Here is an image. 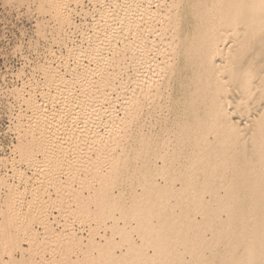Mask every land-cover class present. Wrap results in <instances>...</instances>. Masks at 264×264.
<instances>
[{
    "label": "bare ground",
    "instance_id": "bare-ground-1",
    "mask_svg": "<svg viewBox=\"0 0 264 264\" xmlns=\"http://www.w3.org/2000/svg\"><path fill=\"white\" fill-rule=\"evenodd\" d=\"M54 1L63 3L65 0ZM91 1L96 4L95 6L102 7L97 9V17H94L89 10L82 12L85 15L90 14L95 21H98L97 25L100 24L96 40H99L103 46L95 49L92 48L95 45H89V50H81L80 47H77L76 49L72 48V51L69 47L67 49L70 50V53L63 56L54 54L53 60L55 59L54 62L59 66L52 67L50 63L44 72L45 80H43V84L46 86L51 84L52 88L48 92L43 90L40 93L43 98L48 100L59 97L66 104L65 100L75 93H72L73 90L70 86L75 82H79L80 85V81H82L84 83L81 84L82 86L80 85V91L83 97L87 96L86 100L91 98V91H95V95L98 94L97 100L94 102L89 100L91 104L96 102L98 104V107L95 105L99 111L95 121L97 120L99 124H106L105 127L111 130L106 128L105 131H100V128L97 129L98 126L94 124V129L83 128L81 138L88 139L84 143L85 146L92 144L91 146L96 149V156L87 161L90 162L88 163L90 167H95L94 163L101 165L99 164L101 161L110 163V166L107 171L99 170L101 166H96L98 170L93 173H96L94 176L97 184L94 185L90 182L94 186L88 185L87 177L89 176L79 180L83 184L75 191L72 188L71 192H74V198L68 190L73 199L72 205L77 203L75 209L69 206L71 207L70 211H74L78 215H85V217L88 216L86 221L77 220L79 223L77 225L71 224L73 222L71 220L68 223L69 226H67L68 224L65 226L60 215L52 211L47 214L49 231L56 234L55 231L61 230L62 235L66 234L68 238H63L64 241L61 242L64 248H85L83 258L76 259V263L79 262V264H94L93 260L96 257L93 256V253L95 251L99 256L109 257V253L107 255L106 251L114 248L122 249V241H126L127 251H124L123 254L110 256L111 262L105 264H113V261H115L114 263L121 262L122 257H129L137 251V242L134 238H127V233L118 224V218L99 213L109 198L113 200L117 197L112 194L108 185L109 179L116 173L113 165L114 159L124 152L125 144L130 138L134 140L135 136V139L143 141L149 151V158L146 159V173L143 176L147 184L145 190L150 195L152 193L163 198L181 195V201L184 199L181 204L179 202L167 203L166 206L169 208L181 205L185 207L184 201L191 198L194 203L191 210H182L177 215H181L182 221L196 232L193 242H207L212 243L211 245L217 249L223 248V251L218 250V253H214L213 257L180 258L176 261H164V264H264V0H192L196 30L193 35L184 36L181 50L186 69L182 70L183 65L177 68L180 71V78L183 79L178 82L176 88L167 82L165 95L161 89L164 81L163 74H172L177 66L176 59L181 42L177 20H174V32L166 33V28L168 25L170 26L172 18L176 19V13H179V11H175V1L128 0L126 3L127 0H124L126 5H119L117 0ZM109 5L112 6V9ZM64 7L58 8V11L57 8L55 9L59 16V24L63 23V25L69 18ZM74 12L76 13L75 10ZM110 18L112 20L108 22ZM118 20L123 21L124 29H121L125 31H123L125 35L122 30L123 35L119 32L121 36L119 33L115 35L105 32L104 24H110V22L114 23L117 31V25L119 28L120 24ZM156 21L160 23V26H154ZM71 22H69L70 25H72ZM73 26L75 31H84L82 25L73 24ZM143 30L145 32L155 30L153 37H147L149 34L146 32L147 36L145 35L146 38H144ZM117 38H120L119 41H121V46L118 47H116ZM111 42H114V48H116L114 53L109 52L108 46ZM137 52L140 56L142 55V61H140V56V58L137 57L139 59H135L134 55ZM151 52L154 55H159L158 59L156 56L154 58L150 54ZM126 56L130 59L133 68L130 73H126L125 79L118 78L122 65L119 66L118 62ZM68 57H71L73 62L66 60L67 62L62 63L61 61L62 64L60 63V60L65 61ZM85 58L88 61H94L95 66L91 67L93 69L91 71H93V75L96 73L98 76L94 82L92 78L89 80L90 83L87 80L89 79L87 72L91 73L87 71L89 70L87 67L91 64H85L83 62ZM70 62L71 65H69ZM187 66L190 69L188 70L189 76L186 73ZM109 67L112 68L109 69ZM79 69L82 71H78ZM138 69H142V72H139L140 76ZM68 74L72 77L68 78ZM183 74L186 77H183ZM93 75L91 76L93 77ZM119 87L123 91L125 89L130 91L128 100H124L128 105L125 104L128 108H125L126 110H118L115 106V102H118L117 97L121 95L118 92ZM174 89L179 94L172 100L171 95ZM19 91L21 92H19L20 96H24L22 89ZM112 92H116L117 97H113ZM30 93L28 97H25L26 99H23L28 107L32 108V110L30 109L32 114L28 116L33 120V123L38 125L36 130L38 129L39 136L33 133L34 137L30 135V139H27L26 136L19 137L14 147L19 160L32 158L34 147L41 150L44 140L48 142V138H46L48 124L55 127L56 123H60L59 120V122L55 121L57 120L55 114L53 117H51L52 115L44 117V101L38 102L34 98V94ZM161 99H165L166 102L175 101L182 105L185 103L186 106L179 111L180 114L173 113L174 118H171L169 114L156 115V111L150 109L159 108ZM91 104H85L88 111ZM105 104H112V106H104ZM252 104H254L253 107ZM68 108L67 105L65 109ZM53 109L55 111L57 108ZM120 111H122V115H120ZM51 113H53L52 110ZM109 117L112 118L108 122ZM105 118L107 121L104 120ZM30 124V127L29 125L27 127L34 129L31 127L32 123ZM55 135L57 140L52 137V141L56 145L52 144L54 150L50 154H46L47 158L52 154L55 157L53 151H56L57 154L59 151L62 153L63 148H69L68 146L64 147L65 142L63 143L58 134ZM89 136L91 139L88 138ZM81 138L79 140L83 141ZM60 142L63 147L61 149L60 146L61 150L58 148ZM76 143L74 145H78ZM118 149H121V152ZM45 153H49L48 150ZM57 157L56 164L60 160ZM3 159L6 160V158ZM15 162L16 159L13 156L12 163ZM71 162L72 160L68 163ZM83 170L85 169L83 168ZM86 170L89 171V168ZM14 173L16 172L14 171ZM91 176L93 177V174ZM79 178L81 177L79 176ZM0 181L5 182L8 190L4 195L3 205L0 207V264H34V257H26L23 254L26 247L20 243L19 232L27 230L29 221L20 219L16 215V184L9 183L4 175H0ZM78 182L77 185H79ZM67 188L70 189V186ZM205 195H209L210 198ZM47 196L50 197L49 194ZM71 197H69L70 200ZM65 198L67 199V195ZM195 201H203V203L196 204ZM213 202L221 204L213 205ZM90 204L95 208L90 210ZM170 210L172 211V209ZM88 211L91 212L89 213L91 215H86ZM97 212L99 216H95ZM190 212L192 213L189 216ZM108 218L112 219L108 221L106 220ZM92 219L95 221L92 222ZM109 222L110 225H108ZM148 226L151 229V226ZM163 228V230H169L172 226L165 225ZM204 229L210 230L211 236L203 234ZM34 231L37 232V230ZM33 234L35 233L33 232ZM169 234L171 231L165 232L164 239H167ZM173 236L177 235L172 233L171 237ZM29 237L28 241L31 244L32 240L35 241L36 236L31 237L30 235ZM150 237L151 235L148 238L150 239ZM27 248L24 252L27 251ZM16 251H20V258H16ZM3 254L7 255V259L3 258ZM153 255L154 258H152ZM146 256L154 262L158 251L154 250L153 253H147ZM96 261V264H100L101 259Z\"/></svg>",
    "mask_w": 264,
    "mask_h": 264
},
{
    "label": "rangeland",
    "instance_id": "rangeland-1",
    "mask_svg": "<svg viewBox=\"0 0 264 264\" xmlns=\"http://www.w3.org/2000/svg\"><path fill=\"white\" fill-rule=\"evenodd\" d=\"M123 1L124 0H117V3L119 5H124V4L126 5V3H128V0L127 1L125 0L126 3L125 1L123 3ZM170 1L171 0H167V2ZM173 1H175V5H176L175 11L176 12L179 11V13H176L175 16L176 19L172 18L170 26L168 25V27L166 28L167 29L166 33L168 34L169 32L170 33L174 32L173 29L175 23L174 20H177L178 28H180L181 45L179 44L178 47L179 54H177L178 58L176 59L177 66L174 68L173 73L163 74L164 81L161 86L163 95L167 93V90L165 88L167 82L171 84L172 87L176 88L178 82L183 79L180 78L181 76L179 74L180 71H178L177 69L179 66L182 65H183L182 70L186 69L184 65L185 63L184 56L181 51L182 41L184 36L188 34L193 35L196 30V25H194L195 20L193 18V13H192V5H191L192 0H173ZM61 2H56L54 0L53 1L0 0V114L2 120L1 123L3 126V136H2L3 152L0 155V175H4V178H6V180L9 183L13 182L14 184H16V204H17L16 215L20 219H25L29 221L27 230H24V232H19L21 238L20 243L22 244V246L26 248L29 247L27 248L26 251L27 253L24 252L26 248L25 250H23V254L26 257L33 256L35 260L34 264H79V262L76 263L77 262L76 259L81 260L83 258V251L85 250V248H80V249L77 247H74L72 249H68L67 247L64 248V245L61 242L64 241L63 238H68L66 234L62 235L61 230L55 231L57 232L56 234L55 233L52 234L49 231L47 214L51 213L52 211L53 212L55 211V213H58L60 215L59 217L60 219H62V223L64 222L65 226L68 223H70L71 220L73 221L71 222V224L74 223L77 225H79L77 220L82 222L86 221L88 216L85 217V215L84 216L78 215V213L76 214L74 211L73 212L70 211V208L72 207L75 209L77 204L76 203L72 205L73 203L72 197L74 198L73 196L74 192L71 191L73 189L75 191V189L76 188L78 189V187L81 188L83 184V182L81 183V181L79 180L85 179L86 176H89L87 177V180H89L87 181L88 185L90 186L91 183L94 185L97 184L94 176L96 175V173L93 172L98 170V168L96 167L98 164L96 165V163H94L96 167L95 168L94 166L90 167V164H88L90 162H87L89 159H92V157L96 156L97 154V153L95 154L96 149H94L95 147L93 148L91 146L92 144H90L89 146L84 145V143L87 142L86 140L88 139L83 140L81 138L83 135V132L81 131H84L85 128H87L88 130L94 129L95 126H98L97 129L100 128L99 129L100 131L101 130L105 131L106 128L107 130L109 129L108 127H105L106 124L105 125L99 124L97 120L95 121L97 117V113H99V111L97 110L98 104L97 102L95 104L93 103L91 104L89 100L91 99L90 101L94 102L95 100L98 99L96 98L98 94L95 95V91L94 92L91 91L92 92L91 98L87 99L88 100L87 101L86 100L87 96H84L85 97L84 98L83 94H81L80 91L81 90L80 87L83 85L84 82L82 83V81H80L81 82L80 85L82 84L81 86L78 84L79 82H75V84H72L73 86L72 85L70 86L71 90H73L72 93L73 92L75 93L70 95L71 97L68 98L69 100L68 99L65 100L68 103L67 104L65 102L69 107L68 109H65L67 108V105L64 104V101H61L59 97H54L48 100L43 98V95L40 93L43 90L44 92L45 91L48 92L52 88V86H50L51 84H48L49 86L43 84L44 83L43 80H45L44 72L47 70L46 68L50 66V63L52 64V67L59 66L57 65L56 62H54L55 59L53 60L54 54L63 56L67 53H70L69 52L70 50L67 49L69 47L71 48L72 51L73 50L72 48L76 49L77 47L78 48L80 47L81 50L83 49L89 50L88 47L92 45H95L92 47L95 49L100 48V46H103L99 40H96V37L98 35L97 33H99L98 29L100 27V24L97 25L98 21H95L90 14L85 15L82 12L83 10H89V12H91L92 15H94V17H97L96 15L97 9L98 8L100 9L101 6L100 5L95 6L96 4H94L91 0H82V1L65 0L63 1V3ZM63 7L66 8L65 11L69 14L67 15L69 16L67 21L69 22L73 21L74 22L73 24H79V26L82 25V28L84 30L83 32L75 31L72 22H71L72 25H70V23L67 21L64 23V25L63 23L59 24V16H57V12L55 9L57 8L58 11L59 10L58 8H63ZM160 8L162 9V7ZM74 10L76 11V13L74 12ZM110 20H112V18L108 19V22ZM120 24H119V28L117 25V29H118L117 31L115 29L114 23L110 22V24H104L105 32H108L110 34L114 33L115 35H118L117 33L120 32L121 35H123L125 32L124 30L121 29L124 27L122 26L123 21L120 22ZM154 26L156 27L160 26V23L156 21ZM121 30L122 32L124 31L123 34ZM143 31L145 32V30ZM146 32L149 34L148 36ZM146 32L144 34V38H146L145 35L147 37H153L154 34L152 31H149L151 34L148 31ZM119 40L120 38L116 41L117 43L116 47L121 46V41ZM113 43L111 42L108 46V48L110 49L109 52L110 51L113 52L116 50V48H114L115 45ZM152 53L153 52H151L150 54ZM137 54L134 55L135 59L140 56L139 52H137ZM152 55L154 56V58L156 56L158 59L159 55H154V54ZM140 57H139L140 61H142V55ZM66 60L69 61L72 60L73 62V59H71V57H68L67 59H65V61L60 60V63L61 61L62 63L67 62ZM91 61L90 60L88 61V59L85 58L83 62H85V64L87 63L91 64L89 67H87L89 68V70L87 71H90L92 74L87 71L85 72H87L88 74L87 76H89V79L87 80L89 81L91 80L90 78H92L93 79L92 81L94 82V79L96 80L97 75L96 73H94L93 75V71H91L93 70L92 69L93 66H95L94 61L92 62ZM118 64L119 66L122 64L120 67L121 72L119 71L120 76H118V78L121 77L125 79V76L128 73H130L131 68H133L131 66L130 59L128 58V56L124 57V59L121 58ZM69 65H71V62L69 63ZM111 68L112 67H109V69ZM188 70L190 69L187 66L186 73L189 76L190 72ZM78 71L81 72L82 70L79 69ZM139 72H142V69L140 70L138 69V74L140 76ZM91 75H93V77ZM184 75L185 74H183V77H186ZM67 77L71 78L72 76L68 74ZM87 80H85V82H87ZM113 81L115 82V79ZM185 85L186 83L183 86L185 87ZM21 89L23 91L22 95L24 94V96H20L21 92L19 90ZM30 92L34 94L32 95L35 96L34 98H36L38 102L44 101V106H45L44 117L46 115L47 116L52 115L51 117H53L55 114L56 116L55 119H57L55 121L56 122L60 121V123H56L54 121L56 124H58L57 126L55 124V127L52 124L51 125L48 124L46 128L48 130V135L46 134V138H48L47 139L48 142H45L46 140H44V143L46 145L42 143L41 150L34 147V154L32 155V158H23L19 160L20 158L17 157L18 153L14 148L15 145L17 144L19 137L23 138L24 136H26L27 139H30V135H32L31 137H34L33 133L34 135L39 136L38 129L36 130L38 125L36 123H33V120H31L30 117L28 116L32 114L31 112L32 108L28 107L26 101L24 100L26 99L25 97H28V94L29 95L31 94ZM118 92L121 93V95H119L118 97L116 95V92H112L113 97H117V101H118L115 102L116 103L115 106L118 108V110L128 109L126 107L128 105L125 103V101L128 100L127 97H129L130 95L128 93L130 92L129 89L128 90L125 89L123 91L119 87ZM177 94H179L178 91H175L174 89L171 95V99L173 100V98ZM229 94L233 95L232 93ZM160 101H161V106L159 108L155 107L153 109L151 108L150 110L156 111L155 112L156 115L159 114L162 116L164 114L165 115L169 114V116L171 115V118H174L173 113H179V111L182 110V108H185L186 106L185 103L182 105L181 103H177L175 101L166 102L165 99H161ZM88 103L94 106V107L89 106V111L85 107V104ZM95 105L97 107H95ZM104 106L109 107L112 106V104H105ZM253 106L254 104H252V107ZM54 107L57 108L58 111L60 112L56 111L57 109H55L56 111L55 112L53 109ZM51 110L53 113L50 114ZM57 113L59 115L58 118H57L58 116ZM121 113L122 111H120V115H122ZM111 118L112 117H109V119L107 118L108 122L111 121ZM104 120L107 121L106 118ZM29 122L32 123L31 127H33L34 129L29 128L31 125ZM33 124L36 125V127H34ZM28 125L29 127H27ZM26 128H28V130H25ZM54 130L55 132H52ZM64 130L66 133L64 132ZM73 132L76 133L74 134ZM55 134H58V137L60 136V139L63 140V143L65 142L63 144L64 147L68 146L69 148L66 149L63 148L62 145H60L61 144L60 142L58 144L59 145L58 148L60 149L61 146V149L63 148L62 149L63 151L62 153L61 151H59L60 153L57 152L58 155L55 153L56 151H53L55 157L52 154L50 156L52 159L54 158L52 160L50 157L47 158L48 155L46 154H50L52 150H54L52 144L53 145L56 144H54L52 140L54 137H55L54 139L57 140ZM69 138H71V140H69ZM79 138H81L83 141L79 140ZM88 138H90V136ZM174 141L176 142V138ZM68 142L70 143L69 145L67 144ZM76 142L78 143V145H74ZM88 142L90 143V141ZM125 145H124L125 146L124 152H121V149H118L119 152L121 153L119 154L118 158L114 159V163H113L116 169V173L114 177L110 178L108 181V185L110 190L112 191V194H114L117 197L116 199L113 200L109 198L105 203L104 207L101 209L102 211L100 210L101 212H99L98 210V212L100 214L102 213V215L109 214L113 218L115 217L118 218L117 219L118 224L119 226H121L120 228H123L122 230L127 233L126 235L127 238L128 237L134 238L135 241L137 242L136 245L137 251H135L133 255L129 257H122L121 262L114 263L115 261H113V264H154V263L164 264V261H176L180 258L213 257L214 253L216 252L218 253V250L223 251L222 247L217 249L216 247L211 245L212 243H207V242L202 243L198 241L193 242V236L196 234V232L193 229L189 228V226L182 221L181 215H177L182 210L185 211L191 210L192 205H194V203H192L191 198H188V200L184 201L186 204L185 207L184 206L182 207L181 205L179 207L175 206L174 208H169L166 206L167 203L174 204L179 202L181 204V202L184 200L183 199L181 201L180 199L181 195H175L173 197L163 198L161 196L157 197V195H154L152 193L150 195L149 192L145 190L147 184L145 183V179L143 176L146 173V166H147L146 159L149 158V154H148L149 151L146 149L143 141L140 139H135L134 136V140L133 138H130ZM44 150L45 152H47L48 150L49 153H45ZM13 156L16 159L15 163H12ZM56 157L57 159L60 158L59 161L57 160L58 161L57 164L55 160ZM61 157H63L64 159ZM3 158H6V160H4ZM171 158L173 157L171 156ZM27 159L30 162V164L27 161ZM66 159L67 161L65 162ZM71 160L72 162L68 163ZM107 163L108 162L101 161V163H99L101 165H98L101 166L99 170L103 169L107 171L110 166V163H108V165ZM58 164L60 166H57ZM55 167L57 168L55 169ZM68 167L71 169H69ZM83 168L85 170H83ZM88 168L89 171L86 170ZM53 169H55L56 171ZM14 171L16 173H14ZM92 174L93 177L91 176ZM79 176L81 178H79ZM63 180L64 182H62ZM77 182L79 185H77ZM4 183L5 182L0 181V207H2L3 205V199L5 193L8 192L7 186H5ZM65 185L70 186V189H68L67 186L64 188ZM68 190L72 193V197L70 196L71 193ZM65 192L67 193L65 194ZM48 194L50 195V197L47 196ZM66 195L68 200L65 198ZM205 196L210 198L209 195H205ZM69 197H71L72 201L70 200ZM75 199L74 202H76ZM68 202L71 205H69ZM61 203H63V205H61ZM195 203L202 204L203 201H195ZM91 204H90L91 207L90 210H92V208H95V206ZM212 204L215 205L221 203L213 202ZM170 209H172L173 212ZM98 212L97 215L95 216H99ZM89 213L91 212L88 211L86 215H91ZM191 213L192 212H190L189 216L191 215ZM204 216L206 218V215ZM111 219L112 218H108L106 220L110 221ZM93 221L95 220L92 219V222ZM149 222L151 224H148ZM108 225H110V222L108 223ZM147 225H150L151 229H149V226L147 227ZM165 225L172 226V228L169 230H163L164 229L163 227ZM67 226H69V224ZM34 230H37V232ZM204 230L205 231H202L203 234L206 233L208 236H211L210 230L208 229H204ZM167 231H171V234L174 233L177 236L176 237L173 236L174 237L173 238L171 237V234H169L168 238L164 239L163 234ZM33 232L35 234H33ZM30 235L31 237H33L34 235L36 236L35 241L32 240L31 244H29L28 241V239H30L29 237ZM149 235H151L150 239L148 238ZM121 244H123V246L121 245L122 249L119 248H114L112 250L110 249L108 250L109 252L106 251V254L108 255L109 253V257H110L112 255L114 256V254L125 253L124 251H127L128 245L126 241H122ZM62 247L64 249H61ZM154 250L158 251V256L155 257L156 260L154 259L155 261L152 262L150 261L149 257L146 256V254L153 253ZM20 256H21L20 251H16V258H20ZM93 256L96 257L93 260V262L95 261L94 264L97 263L96 260L98 259H101L100 264H105L107 262H111L112 260L109 257L106 258V255L99 256L96 251L93 253ZM3 258L7 259V255L3 254ZM152 258H154V255L152 256ZM71 260H75V261L72 262Z\"/></svg>",
    "mask_w": 264,
    "mask_h": 264
},
{
    "label": "built area",
    "instance_id": "built-area-1",
    "mask_svg": "<svg viewBox=\"0 0 264 264\" xmlns=\"http://www.w3.org/2000/svg\"><path fill=\"white\" fill-rule=\"evenodd\" d=\"M1 114H0V155L2 154L3 152V142H2V136H3V126H2V123H1Z\"/></svg>",
    "mask_w": 264,
    "mask_h": 264
}]
</instances>
